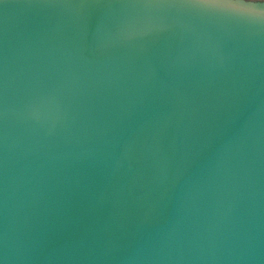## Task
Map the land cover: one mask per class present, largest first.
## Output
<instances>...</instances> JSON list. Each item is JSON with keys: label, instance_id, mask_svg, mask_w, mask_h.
<instances>
[{"label": "water", "instance_id": "obj_1", "mask_svg": "<svg viewBox=\"0 0 264 264\" xmlns=\"http://www.w3.org/2000/svg\"><path fill=\"white\" fill-rule=\"evenodd\" d=\"M0 264H264V0H0Z\"/></svg>", "mask_w": 264, "mask_h": 264}, {"label": "rangeland", "instance_id": "obj_2", "mask_svg": "<svg viewBox=\"0 0 264 264\" xmlns=\"http://www.w3.org/2000/svg\"><path fill=\"white\" fill-rule=\"evenodd\" d=\"M257 1H259V0H257Z\"/></svg>", "mask_w": 264, "mask_h": 264}]
</instances>
